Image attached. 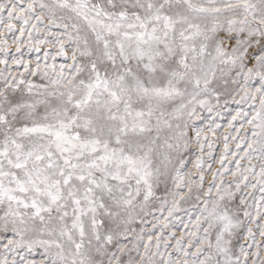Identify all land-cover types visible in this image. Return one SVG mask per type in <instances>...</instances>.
<instances>
[{
	"label": "snow or ice",
	"instance_id": "6c2138e0",
	"mask_svg": "<svg viewBox=\"0 0 264 264\" xmlns=\"http://www.w3.org/2000/svg\"><path fill=\"white\" fill-rule=\"evenodd\" d=\"M0 264H264V0H0Z\"/></svg>",
	"mask_w": 264,
	"mask_h": 264
}]
</instances>
